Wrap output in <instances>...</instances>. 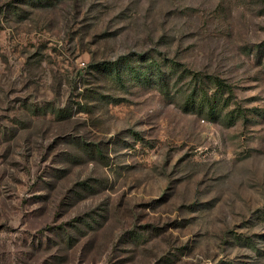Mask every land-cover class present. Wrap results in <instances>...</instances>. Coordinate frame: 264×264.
<instances>
[{
    "label": "rangeland",
    "instance_id": "obj_1",
    "mask_svg": "<svg viewBox=\"0 0 264 264\" xmlns=\"http://www.w3.org/2000/svg\"><path fill=\"white\" fill-rule=\"evenodd\" d=\"M0 264H264V0H0Z\"/></svg>",
    "mask_w": 264,
    "mask_h": 264
},
{
    "label": "trees",
    "instance_id": "obj_2",
    "mask_svg": "<svg viewBox=\"0 0 264 264\" xmlns=\"http://www.w3.org/2000/svg\"><path fill=\"white\" fill-rule=\"evenodd\" d=\"M156 63V62H155Z\"/></svg>",
    "mask_w": 264,
    "mask_h": 264
}]
</instances>
